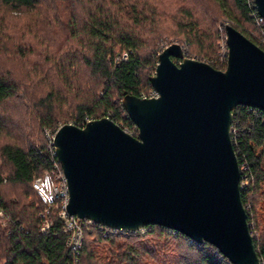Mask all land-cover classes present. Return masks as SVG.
Instances as JSON below:
<instances>
[{
	"label": "trees",
	"instance_id": "1",
	"mask_svg": "<svg viewBox=\"0 0 264 264\" xmlns=\"http://www.w3.org/2000/svg\"><path fill=\"white\" fill-rule=\"evenodd\" d=\"M43 1L0 0V3L17 11L36 9ZM71 1L70 5L59 4L65 13L63 21H58L65 33L57 50L61 52L57 65L69 74L64 83L71 85L65 86L66 91L72 88L69 99L54 89L40 96L33 90L21 94L20 90L28 86L0 68V134L12 135V138L5 137L6 140L0 138V260L5 264H140V251H147L141 245L142 240L158 234L183 241L192 252L181 264H231L211 244H198L161 226L104 234L93 223L83 232L76 262L65 245L63 223L55 214H51L52 226L45 232L39 230L43 207L31 184L57 160L46 137L42 139L37 131L57 130L63 124L83 127L86 120L109 115L122 130L137 136L121 99L124 95L144 98L151 94L149 79L155 73L159 44L164 36H177L179 43L183 40L188 43L189 49H199L197 54L189 49L185 51L188 58L224 69L225 65L218 67L214 62H207L205 56L214 53L217 39L214 25L227 18L235 22V29L264 51V24L257 23L259 16L254 1L211 0L213 30L210 23L201 28L200 18L191 10L170 11L162 4L160 11V0L158 3L153 0ZM181 2L178 6H186V0ZM178 12H183L184 18L176 17ZM55 18L58 19L56 14L51 15L49 21L53 23ZM163 18L173 22L168 30L159 23ZM1 39L0 45L4 44ZM52 47L55 46L51 44ZM124 52L127 60L120 58ZM14 53L12 48L10 56ZM9 102L12 103L10 110L4 107ZM62 102H66L62 104L64 107L59 104ZM232 116L233 149L240 170L245 168L240 174L241 198L260 264H264V111L239 105Z\"/></svg>",
	"mask_w": 264,
	"mask_h": 264
},
{
	"label": "water",
	"instance_id": "2",
	"mask_svg": "<svg viewBox=\"0 0 264 264\" xmlns=\"http://www.w3.org/2000/svg\"><path fill=\"white\" fill-rule=\"evenodd\" d=\"M253 1L264 21V0ZM224 31L225 70L172 43L149 79L157 96L122 97L136 137L107 117L57 128L67 214L117 231L161 226L211 244L231 264H260L231 124L239 105L264 111V51L232 25Z\"/></svg>",
	"mask_w": 264,
	"mask_h": 264
},
{
	"label": "rangeland",
	"instance_id": "3",
	"mask_svg": "<svg viewBox=\"0 0 264 264\" xmlns=\"http://www.w3.org/2000/svg\"><path fill=\"white\" fill-rule=\"evenodd\" d=\"M158 3V0H153ZM186 6L180 7L181 0H160V11L163 9L162 4L166 5L170 11H189L191 10L200 18V27H206V24L210 23L212 29V21L210 20L211 9L214 5L211 0H186ZM61 2H67L71 4V0H44L36 9H24L21 8L17 11H13L12 8L6 7L0 3V37L4 44L0 45V68L4 69L8 74L16 76L23 81L28 89H21V94H25L26 90L29 92L33 90L36 96L45 94L47 91L54 89L56 92H61L63 98L69 99L71 97V90L66 91L65 86H71L69 83L64 84L68 79L69 74L63 72L61 66L59 67L58 61L60 53H57L59 45L62 42V34L65 33L64 27L61 26L58 20L63 21L64 8H62ZM56 5V8L55 6ZM181 12V11H180ZM178 12V18H184L183 12ZM56 14L58 19L55 18L51 23L49 18L51 15ZM158 21V20H157ZM159 23L164 29L171 28L172 20L163 18ZM229 23L235 26V22L227 18H222L214 25L216 31V38L214 40V53L210 54L209 51L205 56L207 62H214L218 67H223L221 62V55L227 53V47L225 44V31L223 24ZM213 30V29H212ZM177 36L167 37L164 36L159 44L158 54L168 45L172 43H178L182 46L184 52L189 49L186 41L177 39ZM1 44V42H0ZM21 45L20 49L15 50L14 46ZM55 46L50 48V46ZM14 50V54L11 55V50ZM197 48L189 49L193 54L199 53ZM18 51V53H17ZM187 57L186 55H184ZM196 60V59H195ZM226 68V65H225ZM219 69V70H225ZM1 73V72H0ZM155 74V73H154ZM153 74V75H154ZM152 75V76H153ZM70 92V94H69ZM70 95V96H68ZM66 104V102L59 103L60 105ZM4 106V105H3ZM12 103L4 106L8 110ZM63 107L65 105H62ZM70 106V105H69ZM16 119H21L15 117ZM31 121V120H30ZM61 126V125H60ZM54 129L45 128L37 131L38 135L45 136V131ZM6 140V138H12V135L0 134ZM25 136V135H24ZM6 137V138H5ZM45 140V139H44ZM1 164V160H0ZM36 206L38 205L36 200ZM141 245L145 250L140 251V264H181V261L185 257L192 256V252L187 248L185 243L179 239L163 237L158 234H152L142 240ZM100 245V244H97ZM103 244L100 245V247ZM0 264H5V261L0 260Z\"/></svg>",
	"mask_w": 264,
	"mask_h": 264
},
{
	"label": "built area",
	"instance_id": "4",
	"mask_svg": "<svg viewBox=\"0 0 264 264\" xmlns=\"http://www.w3.org/2000/svg\"><path fill=\"white\" fill-rule=\"evenodd\" d=\"M257 23L264 24V21L259 17L257 19ZM227 53L221 55V62L223 63V65H226ZM120 58L122 60H127V53H122ZM156 96V92L152 91L148 97ZM105 117L110 119L109 115H106ZM88 121L89 120H86L85 123ZM55 132L56 130L45 131V137L48 140L49 149L52 151V154L54 156L55 150L53 147V137ZM243 170H245L244 167H242V170H240V172H242ZM31 185L43 207L42 211L39 214L42 220L39 230L41 232H45L47 229H49L52 226L53 222L51 214H55L63 223V233L66 236L65 245L71 251L74 260L77 262L79 251L82 245L83 232L84 230L88 229L92 223H95L88 219H80L77 216L67 214L66 207L68 204L69 193L66 180L58 160L53 161L51 168L44 171L40 176L36 177L32 181ZM1 215L2 214L0 212V216ZM99 227L103 230L104 234H106L107 231H117L108 229L101 225H99Z\"/></svg>",
	"mask_w": 264,
	"mask_h": 264
}]
</instances>
